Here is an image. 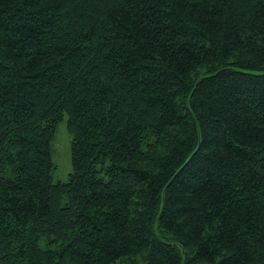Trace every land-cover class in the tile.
Instances as JSON below:
<instances>
[{
    "label": "trees",
    "instance_id": "obj_1",
    "mask_svg": "<svg viewBox=\"0 0 264 264\" xmlns=\"http://www.w3.org/2000/svg\"><path fill=\"white\" fill-rule=\"evenodd\" d=\"M0 264H264V0H0Z\"/></svg>",
    "mask_w": 264,
    "mask_h": 264
},
{
    "label": "rangeland",
    "instance_id": "obj_2",
    "mask_svg": "<svg viewBox=\"0 0 264 264\" xmlns=\"http://www.w3.org/2000/svg\"><path fill=\"white\" fill-rule=\"evenodd\" d=\"M67 117L56 126L54 138L51 142V160L54 169L51 173L54 183L66 182L72 171L70 142L71 137L66 128Z\"/></svg>",
    "mask_w": 264,
    "mask_h": 264
}]
</instances>
